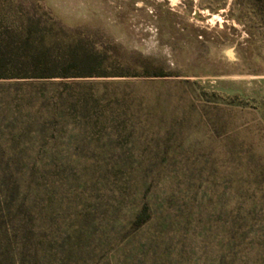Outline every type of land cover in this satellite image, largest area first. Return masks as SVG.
Returning a JSON list of instances; mask_svg holds the SVG:
<instances>
[{
	"label": "rangeland",
	"instance_id": "374dc122",
	"mask_svg": "<svg viewBox=\"0 0 264 264\" xmlns=\"http://www.w3.org/2000/svg\"><path fill=\"white\" fill-rule=\"evenodd\" d=\"M245 3L0 0L15 65L42 35L57 65L104 57L0 78L1 264H264V13Z\"/></svg>",
	"mask_w": 264,
	"mask_h": 264
},
{
	"label": "trees",
	"instance_id": "16d2710c",
	"mask_svg": "<svg viewBox=\"0 0 264 264\" xmlns=\"http://www.w3.org/2000/svg\"><path fill=\"white\" fill-rule=\"evenodd\" d=\"M250 2L254 1L258 10H262L264 13V0H249ZM238 3L239 7L243 8L246 6L245 0H235ZM37 21L27 22L26 28L24 30V42L28 44L37 38L38 29ZM44 36H40L39 40L40 45L29 46L32 48L26 61L20 62L17 64L18 55L14 52L13 49H10L9 46H0V78L7 77H36V78H47L54 76L68 77L76 76L74 73H71L70 70L74 68V64L78 62L80 66L89 68L84 74L85 76H95L91 70L99 68L102 64L104 57L101 55H96L92 53L88 48L79 46L75 44L74 47H70V57L71 61L67 64L57 65V62L51 59L50 49L46 45L42 44ZM96 63V64H95ZM97 67H94L96 66ZM61 68L60 72L57 70ZM140 68H142V76L146 77H164L167 74H164L162 71L151 69L152 66L148 62L141 63ZM58 72V73H56ZM132 76H135L132 75ZM16 184L12 181V186L8 185V182L0 179V211L1 208H9L10 205L14 202V195L17 192ZM149 207L146 204H143L141 209L133 217V225L138 227L142 225L149 219L148 213ZM2 217V215H0ZM18 232L17 229L11 230L5 224V221L0 223V241L2 243H10L11 237H15ZM22 260V259H21ZM1 264V263H0Z\"/></svg>",
	"mask_w": 264,
	"mask_h": 264
},
{
	"label": "bare ground",
	"instance_id": "6f19581e",
	"mask_svg": "<svg viewBox=\"0 0 264 264\" xmlns=\"http://www.w3.org/2000/svg\"><path fill=\"white\" fill-rule=\"evenodd\" d=\"M227 53H229V52H227Z\"/></svg>",
	"mask_w": 264,
	"mask_h": 264
}]
</instances>
